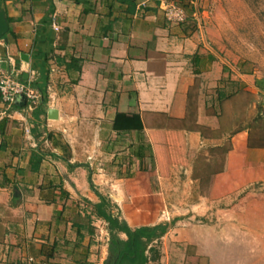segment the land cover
I'll list each match as a JSON object with an SVG mask.
<instances>
[{
  "label": "crops",
  "instance_id": "crops-1",
  "mask_svg": "<svg viewBox=\"0 0 264 264\" xmlns=\"http://www.w3.org/2000/svg\"><path fill=\"white\" fill-rule=\"evenodd\" d=\"M163 1L0 0L4 70L38 97L0 95V264L107 263L100 196L132 229L170 225L157 264H264V193L241 196L264 147L218 101L235 79L200 47L201 0L181 25Z\"/></svg>",
  "mask_w": 264,
  "mask_h": 264
},
{
  "label": "rangeland",
  "instance_id": "rangeland-1",
  "mask_svg": "<svg viewBox=\"0 0 264 264\" xmlns=\"http://www.w3.org/2000/svg\"><path fill=\"white\" fill-rule=\"evenodd\" d=\"M191 2L192 0H187L183 3L186 13H192ZM199 9L206 16L203 21V33H200L203 40L200 47L202 50H215L218 53L221 66L224 64L226 78H234V82L239 83V74H242L246 79L244 87L251 89L244 91L238 86L229 87L230 92L232 90L238 92L233 98L226 99L222 103V110L226 112L228 122L234 124L236 130L242 128L243 124L249 125L254 133H260L262 136L264 132V0H201ZM205 90V95L211 102L216 88L206 87ZM224 151L218 152L220 159ZM250 193L263 194L264 184H254L244 189L241 196ZM122 238L127 239L125 236Z\"/></svg>",
  "mask_w": 264,
  "mask_h": 264
},
{
  "label": "trees",
  "instance_id": "trees-1",
  "mask_svg": "<svg viewBox=\"0 0 264 264\" xmlns=\"http://www.w3.org/2000/svg\"><path fill=\"white\" fill-rule=\"evenodd\" d=\"M160 2L161 0H157ZM9 22V19H8ZM7 38V36H5ZM3 38V39H5ZM230 87L238 86L236 82H229ZM238 91H233L231 95L219 94V103H222L226 99L233 98ZM16 109H21L18 105H15ZM252 129V128H251ZM255 141H251L250 147H264V132L262 136L260 133ZM100 204L94 206V214L97 218L105 220L108 223V230L111 237L110 250L113 254L117 255L118 264H157L160 260V252L157 249V245H154L156 241L160 240L168 233L170 229L169 224H161L155 227H142L138 229H132L122 220L119 215H114L111 211V205L107 198L100 196ZM126 236V240L122 238Z\"/></svg>",
  "mask_w": 264,
  "mask_h": 264
},
{
  "label": "built area",
  "instance_id": "built-area-1",
  "mask_svg": "<svg viewBox=\"0 0 264 264\" xmlns=\"http://www.w3.org/2000/svg\"><path fill=\"white\" fill-rule=\"evenodd\" d=\"M162 8L165 12V17L173 24L181 25L187 21V13L178 2L165 0L162 2ZM7 62L0 58V95L2 102L9 110L13 109L18 101L23 96L30 101V110H33L37 104V94L30 87V84H24L18 81L13 75L8 74L4 70ZM28 264H46L34 258L28 260Z\"/></svg>",
  "mask_w": 264,
  "mask_h": 264
},
{
  "label": "water",
  "instance_id": "water-1",
  "mask_svg": "<svg viewBox=\"0 0 264 264\" xmlns=\"http://www.w3.org/2000/svg\"><path fill=\"white\" fill-rule=\"evenodd\" d=\"M10 31V25L7 21L5 12L1 9L0 6V41L8 35ZM24 59V56L22 57ZM23 102H26V97L21 98ZM21 105H24L21 104ZM50 119H58V112L56 110L49 111Z\"/></svg>",
  "mask_w": 264,
  "mask_h": 264
},
{
  "label": "flooded vegetation",
  "instance_id": "flooded-vegetation-1",
  "mask_svg": "<svg viewBox=\"0 0 264 264\" xmlns=\"http://www.w3.org/2000/svg\"><path fill=\"white\" fill-rule=\"evenodd\" d=\"M117 259H118L117 255L112 253L111 258L105 264H118Z\"/></svg>",
  "mask_w": 264,
  "mask_h": 264
}]
</instances>
